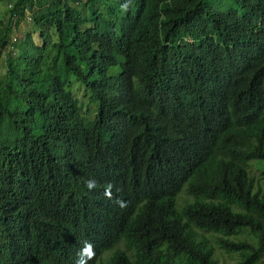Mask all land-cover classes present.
<instances>
[{
	"label": "trees",
	"instance_id": "obj_1",
	"mask_svg": "<svg viewBox=\"0 0 264 264\" xmlns=\"http://www.w3.org/2000/svg\"><path fill=\"white\" fill-rule=\"evenodd\" d=\"M27 12L41 41L19 46ZM8 13L0 264L264 263V170L251 167L264 161V0H13Z\"/></svg>",
	"mask_w": 264,
	"mask_h": 264
},
{
	"label": "rangeland",
	"instance_id": "obj_2",
	"mask_svg": "<svg viewBox=\"0 0 264 264\" xmlns=\"http://www.w3.org/2000/svg\"><path fill=\"white\" fill-rule=\"evenodd\" d=\"M12 1L13 0H1L0 20H2V22L8 21V17H9L8 9L10 5L12 4ZM214 5L217 8H224V7H221L216 2H214ZM32 30H33V25L31 21L28 19V15L26 14L19 24L12 25V30L9 35V40L15 41L13 39L17 38V42H19L20 39L22 40L24 39L27 32H30ZM31 33L35 41H41L39 37L40 29H35ZM22 44H23L22 41H20L19 46H22ZM53 54H54V51L52 49H49L46 51L45 58H46L47 65L51 64V58ZM0 64H1V60H0ZM3 72L4 71L0 65V80L2 79L1 74H3ZM119 73H120L119 68L108 70L107 72V74L113 78L111 83H109V85H107L106 87L109 95H117L118 93V82L115 80V78L117 75H119ZM69 84L70 86L68 90L71 91L73 96L80 102V108L82 104H85L84 108L82 109V111L86 113L85 118L87 120L92 121L94 119L95 107L94 105L88 106L89 101L91 100L90 91L86 89L85 86L81 82H79L73 75L69 76ZM251 167H252V174L258 175L260 172L264 170V161H254L252 162ZM261 185L263 186V198H264V181H261ZM257 264H264V263L262 261H259Z\"/></svg>",
	"mask_w": 264,
	"mask_h": 264
},
{
	"label": "clouds",
	"instance_id": "obj_3",
	"mask_svg": "<svg viewBox=\"0 0 264 264\" xmlns=\"http://www.w3.org/2000/svg\"><path fill=\"white\" fill-rule=\"evenodd\" d=\"M11 6V5H10ZM29 12H27V15H28V19L30 20V17H29V14H28ZM13 40H15V38L13 39ZM95 117V116H94Z\"/></svg>",
	"mask_w": 264,
	"mask_h": 264
}]
</instances>
